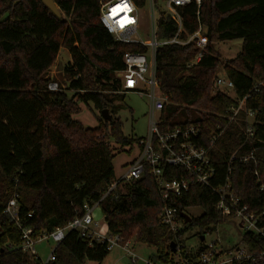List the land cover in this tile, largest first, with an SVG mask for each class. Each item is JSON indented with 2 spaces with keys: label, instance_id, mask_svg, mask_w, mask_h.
<instances>
[{
  "label": "trees",
  "instance_id": "16d2710c",
  "mask_svg": "<svg viewBox=\"0 0 264 264\" xmlns=\"http://www.w3.org/2000/svg\"><path fill=\"white\" fill-rule=\"evenodd\" d=\"M53 1L59 16L42 0H0V246L19 242L18 230L4 213L14 193L25 226L36 233L63 226L81 214L84 203L98 200L116 179L110 140L126 146L137 139L122 133V123L113 114L108 121L101 118L94 128L72 116L80 112L79 102L109 110L121 95L114 72L123 67V53L146 52L147 47L116 42L98 23L99 0ZM178 11L180 37L186 38L201 23L206 27L207 43L201 60L190 67L186 65L196 53L192 43L157 48L156 76L167 96L160 129L195 125L200 128L198 143L203 146L223 129L209 151L216 169L214 184L224 181L232 153L243 154L253 147L257 164L235 162L230 181L243 205L262 212L264 190L258 189L254 170L264 181V0H201L198 17L194 3L178 7ZM156 25L159 38L176 31L170 17L163 14ZM233 39L242 44L237 56L223 65L226 78L233 82L234 96H229L213 88L220 63L213 45ZM61 48L70 55L64 72L72 95L46 89V72ZM241 100L237 120L228 122L229 108ZM248 110L255 112L250 141L243 133ZM165 170L168 179L186 177L180 168ZM115 195L100 202L108 230L125 239L134 233L137 242L155 248L151 258L165 261L175 236L158 221L161 199L153 177L144 172L139 180L123 183ZM216 199L207 187L194 184L179 201L181 208L203 209L185 226L197 228L199 239L229 220L214 208ZM245 240L253 241L252 250L264 248L259 237L248 235ZM107 254L104 244L90 246L70 231L56 247L52 264H83L86 259L101 262ZM36 262L14 248L0 251V264Z\"/></svg>",
  "mask_w": 264,
  "mask_h": 264
},
{
  "label": "built area",
  "instance_id": "2783aa9c",
  "mask_svg": "<svg viewBox=\"0 0 264 264\" xmlns=\"http://www.w3.org/2000/svg\"><path fill=\"white\" fill-rule=\"evenodd\" d=\"M166 10H160L156 6V0H144L139 5L136 0H99L98 23L113 37L116 42L123 44H141L147 47L146 52L126 51L122 55L123 67L114 72L120 82L118 93L137 92L145 94L148 98V134L139 137L134 143L137 146V155L130 161L124 174L119 179L111 182L100 198L91 203L82 205V212L74 216L63 226H58L51 231L42 230L34 232L32 227L25 226L19 218V203L17 194L14 193L4 206V213L19 232L18 244L11 246L4 244L0 249L11 248L20 250L27 256L37 260L36 264H52L55 260V249L70 231L77 232L78 236L86 240L90 246L94 242L104 244L106 251L119 247L126 252L133 263L140 259L143 264H264V248L252 250L246 236L259 237L264 241V211L249 210L242 204L241 198L235 194L230 181V174L235 162L257 164L258 158L255 149L240 154L232 153L227 159L225 179L222 183L214 184L216 169L213 166L209 151L215 145L223 133V129L213 134L208 145H200V128L195 125L186 127H173L166 130L160 129L161 112L167 103V96L159 88V79L155 70V55L158 47L167 44L186 45L192 43L196 50L195 56L187 63V67L199 62L205 52L206 37L201 23L197 29L181 38L182 18L178 7L190 3L196 5V16H199L201 0H162ZM148 10V38L141 35L143 25V9ZM170 17L176 25L174 35L168 38H159L157 30V18L161 15ZM220 87L233 88V82L218 76L214 81V90ZM46 89L48 91H64L63 84L53 78H49ZM82 92V91H81ZM246 96H244L245 98ZM243 98V99H244ZM242 100L236 107L229 108L228 122L236 121ZM255 112L246 111L243 133L246 141L254 136L252 124ZM166 167L180 168L186 177L168 179ZM144 172H148L154 179L160 194L161 209L158 216L160 224L166 226L175 236V251L170 252L165 261L139 258L133 251L131 239H125L117 233L108 230L106 223L102 224L94 220V211L100 208V202L110 194H114L125 182L139 180ZM254 176L259 190H264L258 170H254ZM200 184L207 187L216 195L214 208L223 216L233 221L239 233V242L225 249L217 241L199 246L186 245L180 230H185L189 223L184 222L182 213L192 216L187 212L189 208L179 207V201L188 192L191 185ZM116 196V195H115ZM198 208V207H197ZM201 209V208H200ZM202 213H203V209ZM29 216L31 214H28ZM209 231V230H208ZM206 231L202 236L205 237ZM255 241V240H254ZM41 242H51L50 252L44 260H41L35 246ZM264 247V246H262Z\"/></svg>",
  "mask_w": 264,
  "mask_h": 264
},
{
  "label": "rangeland",
  "instance_id": "374dc122",
  "mask_svg": "<svg viewBox=\"0 0 264 264\" xmlns=\"http://www.w3.org/2000/svg\"><path fill=\"white\" fill-rule=\"evenodd\" d=\"M156 6L160 10H166L165 3L162 0H156ZM148 10L143 9V25L141 27V35L148 38ZM242 41L240 39L226 40L215 43L214 49L218 54L220 63L217 68V76L226 79V75L223 71V65L233 59L241 50ZM70 60V55L66 48H61L55 58L54 63L48 68L45 77L53 78L63 84L64 91L68 95H72L73 92L68 90L69 79L65 75L64 67ZM219 91L225 92L229 96H234L232 88L220 87ZM117 96L113 104L109 107L110 115L113 114L115 118H118L122 123V133L125 136L132 138L145 137L148 134V116H147V104L148 98L145 94H139L137 92H125L120 93ZM80 112L74 114L72 117L74 120L81 122L85 127L94 128L98 125L99 120L102 118L101 110L95 107L92 102L83 103L79 102ZM108 110V111H109ZM111 147L113 149V170L116 179L121 178L124 174L130 161L137 155L136 143L132 145L121 146L110 140ZM118 190H120L118 188ZM187 212L193 217H198L202 214V210L197 207H192ZM94 220L105 224L104 215L101 208H97L94 211ZM185 239L186 245L199 246L201 241L198 237V229L194 227L185 228L182 234ZM132 240V251L142 259H148L155 253V248L146 244H142L136 241L135 235L129 237ZM217 241L223 248L228 249L234 244L239 242V233L233 221L226 220L217 228L209 230L204 237V243H210ZM51 242H41L35 246L36 251L41 260H44L50 252ZM83 264H143L138 259L133 263L130 257L121 250L119 247H114L108 251L106 257L101 261H94L86 259Z\"/></svg>",
  "mask_w": 264,
  "mask_h": 264
},
{
  "label": "water",
  "instance_id": "95a60500",
  "mask_svg": "<svg viewBox=\"0 0 264 264\" xmlns=\"http://www.w3.org/2000/svg\"><path fill=\"white\" fill-rule=\"evenodd\" d=\"M43 3L49 8V10H51L55 15L59 16L60 15V11L58 6L56 5V3L53 0H42ZM204 32H206V28L204 29ZM101 116L103 120H110L111 119V115L108 111V109H102L101 110ZM181 216L184 218V222L185 223H190L191 222V217L185 213H182ZM204 236H200V240H203ZM170 249L172 252L175 251V243L174 241L170 242ZM0 251H2L0 249Z\"/></svg>",
  "mask_w": 264,
  "mask_h": 264
},
{
  "label": "flooded vegetation",
  "instance_id": "af4514ba",
  "mask_svg": "<svg viewBox=\"0 0 264 264\" xmlns=\"http://www.w3.org/2000/svg\"><path fill=\"white\" fill-rule=\"evenodd\" d=\"M192 219H193V217H192ZM192 219H191V221H192ZM190 223H191V222H190ZM190 223H189V224H190Z\"/></svg>",
  "mask_w": 264,
  "mask_h": 264
}]
</instances>
